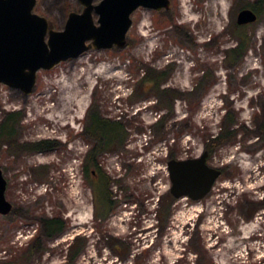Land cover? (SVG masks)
<instances>
[{"label":"rangeland","instance_id":"rangeland-1","mask_svg":"<svg viewBox=\"0 0 264 264\" xmlns=\"http://www.w3.org/2000/svg\"><path fill=\"white\" fill-rule=\"evenodd\" d=\"M171 2L168 12L133 14L125 49L40 71L29 97L0 86V126L9 114L21 118L13 145L56 144L37 153L13 140L0 147L13 205L0 215V264H264V12L247 26L250 50L238 68L226 61L239 11L264 0ZM82 9L78 0H37L34 12L63 31ZM153 68L165 73L166 97L141 86ZM93 106L129 134L125 148L99 159L112 181L109 213L84 176ZM229 114L239 134L208 157L222 170L213 190L199 202L175 198L169 161L200 158ZM47 217L66 230L42 241L38 220ZM72 245L83 248L77 258Z\"/></svg>","mask_w":264,"mask_h":264},{"label":"water","instance_id":"water-1","mask_svg":"<svg viewBox=\"0 0 264 264\" xmlns=\"http://www.w3.org/2000/svg\"><path fill=\"white\" fill-rule=\"evenodd\" d=\"M81 13H70L65 29L50 28L47 18L34 12L37 0H0V86L33 94L38 73L51 71L61 63L80 58L90 50L125 49L133 26V14L140 8L157 12L171 9V0H78ZM94 15L98 16L95 22ZM258 14L244 8L237 15L238 26L258 21ZM207 151L198 159L170 160L171 193L179 199H204L222 175L207 164ZM8 182L0 169V215L8 216L13 205L6 199Z\"/></svg>","mask_w":264,"mask_h":264},{"label":"trees","instance_id":"trees-1","mask_svg":"<svg viewBox=\"0 0 264 264\" xmlns=\"http://www.w3.org/2000/svg\"><path fill=\"white\" fill-rule=\"evenodd\" d=\"M244 8H251L258 15L264 12V8L260 6V3L256 5L247 4ZM232 33L237 41V44L234 48L227 51L226 61L228 62V69L235 71L250 50V38L247 36V26L235 25ZM164 77L165 73L160 72L155 68L150 69L141 80V86H145L144 88L147 92H159L162 96H167L169 95V91L163 90V84L165 82ZM173 95L174 100L183 96V94L175 93H173ZM168 110L172 111L173 107H169ZM86 118L87 120L84 131L85 135L91 139L93 146L88 152L85 160L84 176L86 181L90 184L96 199H99L105 204L109 213L112 208V196L110 194L112 181L101 171L99 159L107 152L116 151L118 147L122 149L125 148L129 134L126 132L127 128L123 126L121 122L105 117L99 108L95 106L88 110ZM224 120L225 124L222 127L220 134L208 142L206 150L209 155L215 153V151H217L224 144L233 142L239 134V130H236L237 121L233 115H226ZM20 123L21 118L19 113H12L8 115L0 126V147L13 140L9 146L15 147L17 151L19 149L18 147H20L22 152L37 153L55 148L56 144L52 141H41L17 147L14 146L13 144L15 143L13 142L15 141L14 139L17 135V127ZM259 130L261 134L264 135V124L261 125ZM16 150L14 149V151ZM96 176L98 177L97 182L94 180ZM38 222L42 227V241L53 240L66 230V224L61 219L47 217L39 219ZM39 249L40 248L35 246L36 252H40ZM82 252L83 248H79L75 252V247H73V245L70 249V254L74 253V258H77Z\"/></svg>","mask_w":264,"mask_h":264},{"label":"bare ground","instance_id":"bare-ground-1","mask_svg":"<svg viewBox=\"0 0 264 264\" xmlns=\"http://www.w3.org/2000/svg\"><path fill=\"white\" fill-rule=\"evenodd\" d=\"M76 60V59H75ZM214 188V187H213ZM213 190V189H212ZM211 190V191H212ZM184 197H188V196H184ZM184 197H182V198H184ZM189 198V197H188ZM179 199H181V198H179ZM191 199V198H190ZM192 200V199H191ZM192 201H194V200H192ZM201 201V200H200ZM194 202H199V201H194Z\"/></svg>","mask_w":264,"mask_h":264},{"label":"flooded vegetation","instance_id":"flooded-vegetation-1","mask_svg":"<svg viewBox=\"0 0 264 264\" xmlns=\"http://www.w3.org/2000/svg\"><path fill=\"white\" fill-rule=\"evenodd\" d=\"M222 171V170H221Z\"/></svg>","mask_w":264,"mask_h":264}]
</instances>
